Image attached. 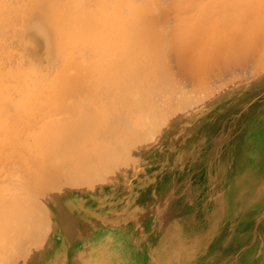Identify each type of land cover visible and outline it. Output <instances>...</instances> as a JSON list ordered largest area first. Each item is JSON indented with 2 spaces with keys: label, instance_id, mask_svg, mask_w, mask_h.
Wrapping results in <instances>:
<instances>
[{
  "label": "bare ground",
  "instance_id": "bare-ground-1",
  "mask_svg": "<svg viewBox=\"0 0 264 264\" xmlns=\"http://www.w3.org/2000/svg\"><path fill=\"white\" fill-rule=\"evenodd\" d=\"M129 1L124 8V1L121 6L115 0H65L68 15L53 26L52 14L45 17L38 8L44 1L23 0L18 1L17 13H8L4 19L0 72L18 79L11 86L15 97L30 89L33 79L49 80L55 72L58 79L54 89L41 97L39 112L12 115L10 130L0 139L5 145L7 138L10 145L4 150L13 154L24 138L9 140L14 126L37 125L34 132L38 134L25 139L31 145L28 150L37 146L52 159L43 166L27 152L36 171L25 183L35 180L40 186L36 192L25 194L24 184V192L3 195L0 173V238L5 235L6 239L5 245L0 241V264L28 260L53 233V210L39 199L43 190L72 189L66 195L106 197L120 185L106 189L113 176L134 169L137 152L144 147L143 152H154L179 122L198 114L190 112L205 97L193 95L180 82L221 79L245 72L254 63V77L264 73V0H173L175 12L169 17L160 0L149 17L145 7L156 6L150 5L155 0ZM131 12L137 17L130 18ZM66 20L74 28L67 27L68 37L62 33L68 38L63 40L68 41L67 50L57 52L52 35L64 31ZM217 26L222 31L213 34ZM37 35L45 41L32 50V59H22L25 40ZM83 39H88L84 46ZM80 49L83 54L78 58ZM188 64L190 74L184 72ZM174 69L178 72L173 73ZM15 165L9 161L5 167Z\"/></svg>",
  "mask_w": 264,
  "mask_h": 264
},
{
  "label": "rangeland",
  "instance_id": "rangeland-1",
  "mask_svg": "<svg viewBox=\"0 0 264 264\" xmlns=\"http://www.w3.org/2000/svg\"><path fill=\"white\" fill-rule=\"evenodd\" d=\"M18 1L22 2L23 0H0V29L5 27V17L8 13L12 15L17 13L20 4ZM39 1H44V5L38 7L40 11L44 13V16L49 17L52 14L55 23L53 26H58L61 18L64 17V15H68L66 14L68 9L65 0ZM123 1L122 2L127 7L120 2L122 4L121 6L124 5V8H128L130 1ZM160 1L161 4H159L162 5L161 9L163 8L165 10L166 17H169V14L175 12V3L172 5L173 0ZM160 1L155 0L154 3L146 1L145 4L148 2L149 4L151 3V6H153V4H156V6L145 7V15L147 13V15L149 14V17L153 11L152 9L157 7L159 5L158 2ZM115 3L118 5V0H115ZM29 11H31V9H29ZM136 15V12H131L130 18H135L137 17ZM66 25L67 26L63 27L64 31L52 35L54 39H57V46L55 45V51L57 52L67 50L66 47L68 46V41H66V43L63 40H68V38L64 39V35H62L64 32L65 36L68 37L69 35L70 30L68 31L67 27L69 28L70 26H68L67 20ZM47 26L49 29L51 28L50 25ZM129 27L131 28V26ZM70 28L72 30L74 27ZM220 28L222 27L220 26ZM213 30V34H219L222 31L219 29V26ZM42 40L45 41V38L39 35H37L36 38L25 40L26 42H24L22 51L23 54H20V57H22V59H32V50L34 51L35 49L40 48ZM83 40L84 41L81 43L82 45L88 39ZM65 43L66 46L64 45ZM26 44L29 46L27 47ZM86 44L87 42L84 45ZM63 46H65V48ZM171 46L175 47L176 45L173 43ZM61 47L64 49H60ZM80 50L79 52L77 51V53L76 51L73 52L76 53L75 56L78 58L79 55L82 56L83 54V49ZM71 56L73 55L70 54L69 58H71ZM41 59L43 60V56ZM33 60H35V58H33ZM33 60H29V63H32ZM255 67L256 64L254 63L252 66L250 65L245 72L239 71L234 75L229 74L221 79L210 77L206 82L205 80H200L196 81V83L193 82L192 84L180 82L181 84L186 85L188 88H186L187 91L190 90L193 95L196 93V96L198 97L203 96V100L205 97V100L201 105H198V108H194L190 113L194 111L196 113L199 112L217 95L224 93L227 88L236 85L238 86L239 84L243 85L244 82L253 79L255 75L253 72L255 71ZM176 72H178V69H174L173 73ZM184 72L191 73L190 64H188ZM243 74H247V76ZM262 75H264V73L261 74V76ZM57 79L56 72L51 78H49V80L44 78L33 79L31 88L25 91L23 90L22 95L15 97L11 86L18 82V79L15 78L13 74L0 72V139L2 141L4 134L8 129L10 130L9 126L12 122V115L16 113L23 114L24 112L38 113L40 110L41 97L44 93L49 94L54 89ZM208 89L209 92H207ZM211 89H213V91ZM203 91H205V93ZM198 92H201L200 95H198ZM53 105L56 107L55 104ZM14 127L15 128L9 133V136H11L9 140L15 139L16 136L24 137L19 140L21 147H18L16 152L12 154L10 150H4L5 147L10 145L7 138L5 139L6 141L4 140L6 143L5 145L0 141V173L4 180V183H2V186L4 187L1 188L3 190H0L3 195L5 194L7 196H11L13 191L18 192L24 189V184H26L25 182H27L28 177L32 176L36 171L32 163H29L27 160V152H31L28 148L31 145L28 146V143L30 142L25 141V139L27 136L32 138L38 134V131L34 132L37 125H19ZM28 127L31 128L29 129ZM260 132L263 141L261 144H255L258 148V155L252 152L259 159L257 158L253 164V160H249L251 163L248 162L246 167L242 168L245 175L232 176L230 191L226 192L216 189L213 197L211 195L212 193L210 194L209 192V195L204 197L205 199L200 201L197 206H185L180 203L184 202V204H186L193 202L199 192L190 189H183L181 191L178 188L180 185L174 184L175 176L163 172L165 169L156 164V162L159 163V161L156 160V157H159L160 154L165 155L164 153L168 146L166 139L159 148L154 150V152L146 153L143 152L145 147L142 148L135 154L134 158L137 161L136 163H133L134 169L122 170L113 176V182L107 185L106 189L114 188L115 186L112 185L114 183H131L140 177H147L149 181L147 185L150 186V200L148 204L144 203L146 214H143L140 219L139 216L136 215L134 223L136 235L139 237L140 241L145 240L143 245L145 246V249L146 247L148 248L144 255V264H264V126ZM151 146L153 147V145H150V147ZM253 146L254 143H248V156ZM34 148L36 149L31 152L33 157L35 155L37 159L41 160L43 166L48 165L52 159L42 154V150L38 149L37 146ZM259 155H261V157H259ZM17 160L19 163H17ZM9 161L12 163L16 162V165L11 168L5 167L6 163ZM22 164L24 166H22ZM138 166L140 167L139 169L137 168ZM168 179H171L172 183L168 182ZM165 182H168L166 186L167 190L163 195L159 196V189H162V184ZM20 183L23 184V186ZM185 183L186 178L184 177V184L182 187H185ZM15 184H20L21 186H16ZM175 186L178 188L177 190H175ZM26 187L27 190L25 189V194L28 190L36 192L37 189L40 188L35 180H32V183L26 184ZM138 187L136 185V189H138L136 190L138 191L136 192V199L142 192V186L140 185V187ZM69 190L72 189H67L63 192L57 191L56 193H54V191L45 192L43 190L39 199L42 200V202L52 211L54 208L52 202L56 197L68 194ZM22 192L24 191L22 190ZM2 193H0V195H2ZM206 193L207 191L202 192V195H205ZM181 194L183 195V199H176V197ZM141 204L143 203L136 200V209L142 208ZM143 225L146 226L147 232H143ZM5 240V235L0 238V241H3V245H5ZM198 244H200L199 248L196 246ZM4 258L7 260L6 256H4Z\"/></svg>",
  "mask_w": 264,
  "mask_h": 264
},
{
  "label": "crops",
  "instance_id": "crops-1",
  "mask_svg": "<svg viewBox=\"0 0 264 264\" xmlns=\"http://www.w3.org/2000/svg\"><path fill=\"white\" fill-rule=\"evenodd\" d=\"M263 118L264 75H259L243 85L231 86L206 109L176 125L166 137L165 155L157 156L156 164L175 176L174 184L180 185L181 191L199 192L193 202L180 204L197 206L209 192L213 197L216 189L230 191L232 176L245 175L242 168L258 158L255 144L263 141ZM248 143H254L249 156ZM168 182L162 184L159 196L167 190ZM148 183L147 177H140L131 184L121 183L106 197L56 198L52 202L53 233L21 264H144L148 248L136 235L134 223L136 215L140 219L146 214ZM136 185L142 186L137 199ZM176 199L182 200L183 195ZM136 200L143 203L142 208L136 209ZM142 229L147 232L145 225Z\"/></svg>",
  "mask_w": 264,
  "mask_h": 264
}]
</instances>
